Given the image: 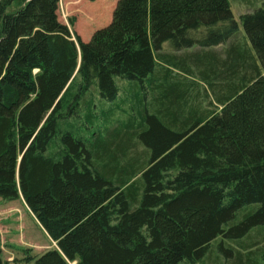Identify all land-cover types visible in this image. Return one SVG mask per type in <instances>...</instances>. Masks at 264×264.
Listing matches in <instances>:
<instances>
[{"label":"trees","instance_id":"1","mask_svg":"<svg viewBox=\"0 0 264 264\" xmlns=\"http://www.w3.org/2000/svg\"><path fill=\"white\" fill-rule=\"evenodd\" d=\"M58 2L0 0V198L56 244L29 264H264V0L249 43L228 0H117L88 41Z\"/></svg>","mask_w":264,"mask_h":264},{"label":"rangeland","instance_id":"2","mask_svg":"<svg viewBox=\"0 0 264 264\" xmlns=\"http://www.w3.org/2000/svg\"><path fill=\"white\" fill-rule=\"evenodd\" d=\"M116 1L59 0L58 20L68 27L73 39L79 36L82 41H88L95 30L110 23ZM228 2L238 26V34L244 42L247 36L241 24L240 16L252 8L259 7L262 0H228ZM17 6V3L14 2L11 8ZM209 31L202 28L195 32V37L203 38ZM163 49H167L165 45H163ZM117 85L119 92L114 103L104 101L101 104L102 101L97 94L94 95L95 107L92 110L94 114L92 122H87L84 108L81 111L80 108L77 109V114L79 113L80 117L71 118V123H73L78 134L89 137L92 130H104V127L109 125V122L103 117L106 115L104 111L110 107L115 108L114 117L124 118L121 109L123 107L129 108V100L135 92L130 91L131 83L127 80L117 78ZM76 86L77 80H74L72 83L74 91L77 90ZM79 98L78 107L82 105L83 100H89L90 95L84 93ZM0 242L2 258L7 264H29L46 250L56 246L21 197L14 200L0 198ZM200 264H211V259L207 258Z\"/></svg>","mask_w":264,"mask_h":264},{"label":"crops","instance_id":"3","mask_svg":"<svg viewBox=\"0 0 264 264\" xmlns=\"http://www.w3.org/2000/svg\"><path fill=\"white\" fill-rule=\"evenodd\" d=\"M117 2V1H116ZM244 42H247V43H249L248 41H247V39L244 41ZM194 48V47H193ZM264 75V74H263Z\"/></svg>","mask_w":264,"mask_h":264}]
</instances>
